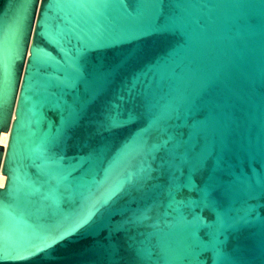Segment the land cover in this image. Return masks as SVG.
<instances>
[{
	"label": "water",
	"instance_id": "95a60500",
	"mask_svg": "<svg viewBox=\"0 0 264 264\" xmlns=\"http://www.w3.org/2000/svg\"><path fill=\"white\" fill-rule=\"evenodd\" d=\"M1 175L0 264H264V0H0Z\"/></svg>",
	"mask_w": 264,
	"mask_h": 264
},
{
	"label": "bare ground",
	"instance_id": "6f19581e",
	"mask_svg": "<svg viewBox=\"0 0 264 264\" xmlns=\"http://www.w3.org/2000/svg\"><path fill=\"white\" fill-rule=\"evenodd\" d=\"M8 140H9V133H3L1 136V143L6 146L8 144ZM5 180H6V177L1 175L0 176V186L4 185Z\"/></svg>",
	"mask_w": 264,
	"mask_h": 264
},
{
	"label": "snow or ice",
	"instance_id": "6c2138e0",
	"mask_svg": "<svg viewBox=\"0 0 264 264\" xmlns=\"http://www.w3.org/2000/svg\"><path fill=\"white\" fill-rule=\"evenodd\" d=\"M37 3H39V0H37ZM30 258L31 257H29V258L16 257L12 261V264H26V259H30Z\"/></svg>",
	"mask_w": 264,
	"mask_h": 264
}]
</instances>
